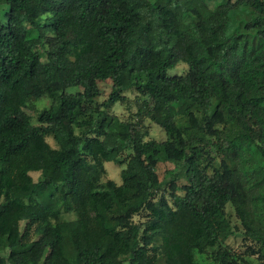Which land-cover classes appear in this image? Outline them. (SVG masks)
<instances>
[{"label":"trees","instance_id":"1","mask_svg":"<svg viewBox=\"0 0 264 264\" xmlns=\"http://www.w3.org/2000/svg\"><path fill=\"white\" fill-rule=\"evenodd\" d=\"M181 62L183 74H171ZM107 82L108 99L97 103ZM45 91L59 111L30 127L27 101ZM127 93L141 109L124 134L141 168L150 175L139 145L145 96L171 138L169 158L184 160L147 197L135 173L104 190L88 163L103 145L71 127L105 108L96 136L104 134ZM213 148L220 166L209 177ZM262 189L264 0H0V264H204L209 255L213 264H264ZM134 213L143 223H130Z\"/></svg>","mask_w":264,"mask_h":264},{"label":"clouds","instance_id":"2","mask_svg":"<svg viewBox=\"0 0 264 264\" xmlns=\"http://www.w3.org/2000/svg\"><path fill=\"white\" fill-rule=\"evenodd\" d=\"M187 67L188 65L186 63L181 62L177 67L169 69V72L174 73L180 71L181 74H183ZM144 75L146 76V74ZM143 82L147 83V80L145 79ZM68 91L74 94L77 91L82 92L83 89L79 87H72L68 89ZM128 96L129 100L127 103H121L117 100L111 107V116L114 118L113 123L110 127L106 126L103 130L104 134L99 137L96 136L97 121L105 112V108H101L99 114L92 112L86 116L77 118L71 127L74 137L82 140L84 136L88 135L91 139H98L103 145L102 149L97 153V158L95 160H90L88 163L89 167L94 170L93 174H99L97 183L104 185V190H107L109 182L115 184L118 188L123 187L125 184V176H131L135 173L143 178V183L147 186L144 196L147 197L150 193L161 191L165 184L171 181L172 174L181 170V167L184 165V160L169 158L166 147L167 143H171V138L165 133L164 128L162 127L163 121L161 118L157 117L156 120L153 119V117L156 116V113L150 110V99L145 96L142 97L141 104H143L145 100H149V107L142 109L143 124L140 128L139 145L142 149H144L140 159L144 161L145 167L150 169V175L141 168L140 164L136 160V145L130 138H126L124 135L127 132V124L129 122L135 123L138 117L134 119V115L141 112V109H139L136 104L132 103L134 97H132L130 93ZM106 99H108L107 95L100 96L97 98V103H102ZM27 103L32 109V111H30V115L33 116L30 121V127H40L41 125L38 123L36 117L45 112H58L60 106L59 101L49 95L47 91H45L39 98L29 100ZM213 104H215V101H213ZM209 111H211V109ZM199 115L200 114H198V118ZM89 117H91V121L86 123L89 121ZM176 120L181 121L182 117L177 115ZM44 126L46 127L47 125ZM216 128L223 132L225 126L218 124L216 125ZM59 134L62 140L66 136V133H64L63 130H61ZM185 139H187V136H185ZM205 139L208 141H216L217 137L209 136L205 137ZM45 143L50 145L53 150H62L59 143L55 141L54 138L46 137ZM69 147H72V145H69ZM76 147L78 149V154L82 153L84 147L83 142L76 145ZM114 149L115 151H113ZM211 155L214 163L212 164V167L208 169L209 177L213 174L212 168L220 166V158L216 156V150L214 148L211 149ZM149 156L152 157V161H149ZM121 161L126 162L121 163ZM153 161L155 163H153ZM207 162V157H205L204 160L201 161L202 166L207 164ZM65 171H67V168H65ZM242 171H250V169H242ZM31 173L32 171H29L28 174L30 175ZM36 173L42 179L44 178L43 167L39 168ZM151 177H154V179ZM58 183H63V181L60 180ZM261 193L264 194V189L261 190ZM139 203L140 201H131L129 203V207H131L132 204ZM62 204L63 202L57 204L56 209H60ZM227 206L231 207L230 201ZM126 210L127 209H121V211ZM130 223L133 226H137L143 223V218L140 214L134 213L131 217ZM20 224L21 228H23L24 221L21 220ZM141 231H143V229H141ZM210 251L211 250L209 249V252ZM6 254L7 253L5 252V255ZM244 259L251 261L252 264H257L256 256L244 257ZM204 264H213L210 255L204 261Z\"/></svg>","mask_w":264,"mask_h":264},{"label":"rangeland","instance_id":"3","mask_svg":"<svg viewBox=\"0 0 264 264\" xmlns=\"http://www.w3.org/2000/svg\"><path fill=\"white\" fill-rule=\"evenodd\" d=\"M171 74H181V72H180V71H177V72H174V73H171ZM109 83H110V84H109ZM101 86H102V90H103L101 96H103V95H107V96H109V94H110V92H111V82L103 83V84H101ZM128 94H129V93H127L126 95L128 96ZM130 94H131V93H130ZM131 96L134 97V94H133V95L131 94ZM128 97H129V96H128ZM128 100H129V98H128L127 101H125L124 103H127ZM132 103L136 104V100H135V98H134V100L132 101ZM136 106H137V105H136ZM28 112H29V114H30V110H28ZM110 112H111V110H110ZM133 118H135V115H134ZM51 138H52V137H51ZM181 179H182V181L184 182L183 177H182ZM230 212H231V211H230ZM231 214H232V217H231V218H232V222H233V224H234V225H238V224H239L238 220L234 217V215H233L232 212H231ZM229 243H230L231 245H234V246H237V245L240 246V244H241V240H240V239H237V240L232 239V240L229 241ZM231 245H230V246H231ZM199 259L202 261V260H206L207 257H206V256H205V257L201 256V257H199Z\"/></svg>","mask_w":264,"mask_h":264}]
</instances>
